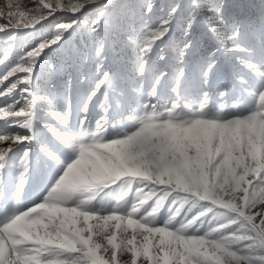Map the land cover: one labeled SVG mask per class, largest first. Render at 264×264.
<instances>
[{"label":"snow or ice","instance_id":"obj_1","mask_svg":"<svg viewBox=\"0 0 264 264\" xmlns=\"http://www.w3.org/2000/svg\"><path fill=\"white\" fill-rule=\"evenodd\" d=\"M95 4L33 0L34 6L13 11L9 4L7 13L0 11V33L9 42L0 50V98L15 96L0 105V122L9 129L0 132V172L9 165L10 154L33 139L11 129L32 132L38 106L52 103L33 91L37 62L77 28L97 32L109 14L98 11L89 18L86 14ZM142 7V31L138 38L129 37L139 49L141 74L148 70L149 54L169 39L177 11L173 6L164 19L153 22L152 0ZM221 7H209L211 15H205L193 0L184 36L199 17L224 51L244 54L237 56L240 63L258 80L255 88L244 89L250 106L223 113L225 105L212 108L206 92L196 107L181 103L186 73L180 67L170 82L167 73L155 72L149 100L142 111L133 109L123 117L129 122L124 131L109 135L106 116L92 125L85 115L72 132L67 113L51 110L65 130L42 123L72 159L65 162L47 145L41 149L55 167L51 184L40 202L0 219V264H264V67L246 58L250 49L240 39L242 22L231 30L217 26L224 25ZM45 26L47 38L19 54L15 51L21 34H28L18 29L32 32ZM171 44L176 59L184 63L192 42ZM103 48L98 42L96 58ZM215 55L207 58L205 85ZM157 56L165 59L160 52ZM113 80L104 73L95 81L81 110L101 90L105 99L109 90L116 92ZM240 82L246 83L242 78ZM161 86L175 99L150 103ZM29 155L24 148L13 201L20 199L27 183ZM3 193L0 184V200Z\"/></svg>","mask_w":264,"mask_h":264},{"label":"rangeland","instance_id":"obj_2","mask_svg":"<svg viewBox=\"0 0 264 264\" xmlns=\"http://www.w3.org/2000/svg\"><path fill=\"white\" fill-rule=\"evenodd\" d=\"M146 2L147 0H96V4L89 7L86 15L90 18L97 11L107 12L109 15L105 17L101 28L97 32H89L84 27L77 28L58 46L53 45L51 50H46L47 55L37 62L34 68L33 91L38 95H47L52 103L38 106L32 132L26 129H11L20 131L24 135H31L33 139L26 145L16 148L10 154L9 165L0 172V184L4 187L3 199L0 200V219L34 206L40 202L43 195H46L55 167L41 151L45 145L57 149L65 162L72 159V153L61 149L42 123L46 122L48 125L65 130L63 125L51 117L49 114L51 110L58 111L61 116L67 113V127L72 132L79 129L80 121L85 115L92 125L101 116H106L109 124L108 133L112 135L114 132L127 130L129 122L123 117H126L131 110L142 111L143 103L149 100L148 92L155 72L167 73L170 82L171 77L180 67H185L186 73V91L181 103H189L192 107H196L203 100V94L206 92L212 108H218L221 103L225 105L223 113L233 111L234 106L241 109L250 106L244 89L255 88L258 80L240 63L237 56L244 54L224 51L212 37L204 20L199 17L187 37L184 36V28L194 11L193 0H152L153 22L164 19L173 6H177V11L172 20L169 39L149 54L148 70L141 74L137 67L139 49L130 43L129 37L138 38L142 31L140 15L143 11L142 6ZM197 2L205 15H211L207 11L209 7L222 4L219 17L224 21V25H217L221 30L224 28L231 30L234 24L242 22L240 39L250 49L246 58L264 67V0H197ZM9 4L12 5L13 11L17 6L21 9L34 6L33 0H0V11L7 13ZM121 5L128 7L121 8ZM17 31L28 32L27 35L21 34L22 37L16 42L15 51L18 54L50 35L48 26L32 32L23 29ZM183 39L190 40L192 46L190 53L185 56L184 63H181L176 59L177 50L172 46L171 41ZM100 41L103 42L104 48L100 58H96L95 47ZM8 43L5 34L0 33V50H3ZM228 47L231 48V44ZM158 52L165 56L164 60L158 59ZM211 53L216 54L215 64L209 72L208 84L205 85L202 73L206 69V61ZM104 73L114 77L116 92L109 90L105 99L101 90L92 98L86 111H82L81 106L85 103L89 90ZM241 78L246 83H241ZM221 91L225 93L223 97L220 96ZM174 96V93L161 86L157 96L152 97L149 102L166 104L170 97L175 99ZM14 98L15 96L0 98V105L11 103ZM233 101H238V104L233 105ZM105 106L107 112L103 110ZM7 130L9 129L4 123L0 122V132ZM24 148L30 152L27 183L20 199L13 201L18 175L17 165L20 164Z\"/></svg>","mask_w":264,"mask_h":264},{"label":"clouds","instance_id":"obj_3","mask_svg":"<svg viewBox=\"0 0 264 264\" xmlns=\"http://www.w3.org/2000/svg\"><path fill=\"white\" fill-rule=\"evenodd\" d=\"M221 92H223V91H221ZM232 103H233V105H236V104H238V101H233Z\"/></svg>","mask_w":264,"mask_h":264},{"label":"bare ground","instance_id":"obj_4","mask_svg":"<svg viewBox=\"0 0 264 264\" xmlns=\"http://www.w3.org/2000/svg\"><path fill=\"white\" fill-rule=\"evenodd\" d=\"M97 12H98V11H97ZM97 12H96V13H97ZM104 12H105V11H104Z\"/></svg>","mask_w":264,"mask_h":264}]
</instances>
